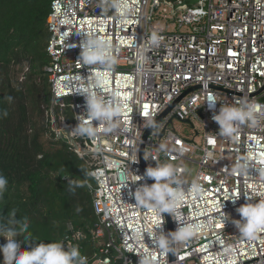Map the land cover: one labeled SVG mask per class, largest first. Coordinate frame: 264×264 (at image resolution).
<instances>
[{"label": "built area", "instance_id": "1", "mask_svg": "<svg viewBox=\"0 0 264 264\" xmlns=\"http://www.w3.org/2000/svg\"><path fill=\"white\" fill-rule=\"evenodd\" d=\"M126 2L131 10L123 20L113 18L117 16L114 10L105 15L99 0H53L46 18L50 63L45 72L52 104L64 109L63 100H70L73 114V124L61 118L59 130L54 132L67 139L76 156L86 158L88 172L96 174L88 176L95 183L92 207L98 223L94 235L107 236L105 248L88 258V264H139L143 253L155 256L158 264H170L168 254L165 259L147 233L144 240L134 236L137 228L155 226L152 211L138 207L132 195L137 187L150 186L146 177H137L144 176L138 147L145 124L194 87L197 89L182 98L144 142V156L151 155L145 160L147 167L195 164L198 169L193 181L205 189L195 199L187 194L178 207L187 222L208 220L211 230L177 245L175 264H264V233L246 241L231 223L241 219L236 208L250 202L246 198L251 202L264 199L259 195L264 193V176L258 171L264 167L259 163L264 159V117L256 128L242 126L233 137H222L206 101L213 95L228 102L246 95L264 105V91L257 95L264 86V0H197L182 9H176L182 0ZM158 17L168 18L171 24L166 29L154 25ZM176 29L184 32H173ZM76 32L108 41L115 70L110 72L103 64L86 67L78 63L83 34ZM153 33L160 37L157 45L150 42ZM97 77H103V82L94 91L105 105L121 107L118 130L106 134L103 125L93 119L95 137H72L69 132L87 119L85 97L76 91L90 87ZM174 120L197 122L202 129L200 146L178 136L170 126ZM252 156L249 173L234 171L243 162L241 158ZM114 162H121V170L129 168L125 187L118 182L115 168L109 166ZM192 182L184 181L185 191ZM233 197L238 199L233 202ZM223 212L230 219L222 224L218 218ZM162 218V228L154 231L167 235L163 213ZM171 221L175 231L177 224ZM68 229L63 241L66 248L82 239L76 236L80 232Z\"/></svg>", "mask_w": 264, "mask_h": 264}, {"label": "trees", "instance_id": "2", "mask_svg": "<svg viewBox=\"0 0 264 264\" xmlns=\"http://www.w3.org/2000/svg\"><path fill=\"white\" fill-rule=\"evenodd\" d=\"M52 1L0 0V112L8 111L7 117L0 116V174L9 182L0 200V216L15 209L17 219L28 218L33 241L22 242V249L63 242L70 226L83 233L77 245L90 258L105 248L107 236L94 235L95 184L85 176L86 158L79 159L67 139L52 128L53 117L55 122L66 114L71 117L66 108L52 104L45 72L50 63L46 18ZM7 96L13 98L10 103ZM85 179L91 189L69 192V180ZM18 239L23 241V236ZM4 243L0 237V245Z\"/></svg>", "mask_w": 264, "mask_h": 264}, {"label": "clouds", "instance_id": "3", "mask_svg": "<svg viewBox=\"0 0 264 264\" xmlns=\"http://www.w3.org/2000/svg\"><path fill=\"white\" fill-rule=\"evenodd\" d=\"M98 6L105 15L108 11L114 10L117 16L113 18H120L121 20L126 18L131 10V6L126 0H99ZM76 33L83 34L79 44L81 51L78 63L86 67L103 64L110 72L115 70V57L112 46L108 41L94 34ZM159 39L160 37L153 33L150 42L157 45ZM102 82L103 77H97L91 82L90 87L76 91V93H81L85 97L87 119H85V122L79 121L69 132L70 136L79 138L95 137L97 128L91 124L93 119L98 120L99 125H103L102 131L106 134L118 130L116 119L121 113V107H107L103 98L94 91ZM5 99L10 103L13 98L7 96ZM206 101L209 104V109L214 113L212 119L219 125V135L222 137H233L242 126L256 128L260 123V118L264 117V105L249 99L246 95L235 98L232 102H228L227 99L219 101L213 95ZM218 101L221 102V106L217 113L215 112V105ZM0 116L7 117L8 111L3 110L0 112ZM145 127L154 128L155 123L148 121ZM161 150H166V146L161 145ZM149 157H151L150 153L146 154L144 159L147 160ZM253 158L254 156L241 158L243 162L237 164L234 171L241 174L249 173V169H251L250 160ZM259 163L264 165V159H261ZM109 166L115 168L118 182L121 187H125L128 184L127 172L129 168L121 170V162H114ZM185 171L186 169L178 168L172 163H158L155 167L149 166L146 168L144 176L137 177L138 180L145 177L151 178L154 183L150 186L141 185L132 194L138 207L148 208L152 211L153 224L155 225L147 229L137 228L134 233L135 238L144 240V234L147 233L155 246L154 248L158 249L165 259L169 252L175 255L179 251L177 245L189 243L198 234L202 235L205 231L211 230L212 227L211 222L208 220L187 222L183 213L179 210L178 206L184 202L187 194L190 193L195 199L202 197L205 193L203 185L195 181L185 191L182 187L185 183L181 178ZM258 171L264 176V167ZM95 175V173L85 172L86 177H95ZM8 183V179L0 174V200L4 198ZM68 184L69 192L72 193L77 188L87 186L91 189L92 187L87 179L69 180ZM259 195L264 196V193H259ZM237 199V197H233L230 200L235 202ZM246 199L250 202L236 208V212L241 219L231 220V223L234 224L243 240L254 241L261 233H264V199L257 202H251L250 198ZM220 208H222V205ZM76 211L80 212L82 209L77 207ZM162 213L170 214L177 224L176 230L169 232L167 235H164L162 231L160 233L154 231V229L162 228ZM218 219L223 224L230 217L223 212V215ZM28 230V218L17 219L15 209L6 217L0 216V237H3L6 241V243L0 245V256H2L0 264H88V257L81 254L79 245H71L66 248L63 242H41L28 249H22V242L29 243L33 241L32 234ZM20 236H23V241L18 239ZM76 236L84 238L83 233H76ZM139 264H158V261L155 256L143 253L139 254Z\"/></svg>", "mask_w": 264, "mask_h": 264}, {"label": "rangeland", "instance_id": "4", "mask_svg": "<svg viewBox=\"0 0 264 264\" xmlns=\"http://www.w3.org/2000/svg\"><path fill=\"white\" fill-rule=\"evenodd\" d=\"M153 24L156 26H160V27H164L165 29L167 28L168 25L171 24V22L168 20V18L164 19L162 17H158L157 19H155L153 21ZM168 30H170V26L168 28ZM173 32H184V30H173ZM63 103L67 105V108L65 109V112H67L68 114L71 115L70 118H68V115L66 114V116L64 115V117H62L68 124H73V114L71 112V110L68 107V104L70 103V100H63ZM59 126H60V118H58V120L53 123L52 128L54 130H59ZM171 129L180 137L188 140V141H192L194 142L196 145L201 144V134H202V129L200 127V125L197 122H191V123H183V122H179L177 120H174L172 122V124L170 125ZM195 133L197 135H195ZM161 141H159L158 143H160ZM183 168L186 169V171L183 174V179L185 182H192L193 178L197 172V165L189 163V162H183L182 163ZM93 182V181H92ZM94 183V182H93ZM95 184V183H94Z\"/></svg>", "mask_w": 264, "mask_h": 264}, {"label": "water", "instance_id": "5", "mask_svg": "<svg viewBox=\"0 0 264 264\" xmlns=\"http://www.w3.org/2000/svg\"><path fill=\"white\" fill-rule=\"evenodd\" d=\"M197 3V0H182V3L176 7V9H182L183 7H185L186 5H194ZM197 87L191 88L186 90L185 92L182 93V95L175 100L173 103H171L157 118L156 120H154L153 122L155 123V127H147V129L144 131L142 137H141V142L139 144L138 147V159H139V163H140V167L141 170L143 172V174L145 173V170L147 168L146 166V162L144 159V142L146 141V139L149 137V135L153 132V130L158 126V124L162 121V119L173 109V107H175V105L182 99L184 98L188 93L196 90ZM264 91V86L263 88L257 93L260 94L261 92ZM183 123H189L188 121H183ZM162 135V134H161ZM160 135V137H161ZM147 181L149 182V184L151 185L152 183H154V180L151 178H147ZM164 215V220H165V225H166V230H167V234L169 232L173 231V226H172V221H171V217L170 214L168 213H163ZM168 262L170 264H175V255L171 252L168 253Z\"/></svg>", "mask_w": 264, "mask_h": 264}]
</instances>
